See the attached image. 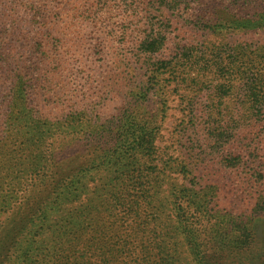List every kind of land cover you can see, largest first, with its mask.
Returning <instances> with one entry per match:
<instances>
[{"label":"rangeland","instance_id":"374dc122","mask_svg":"<svg viewBox=\"0 0 264 264\" xmlns=\"http://www.w3.org/2000/svg\"><path fill=\"white\" fill-rule=\"evenodd\" d=\"M172 1L0 0V40L9 59L5 63L11 70L18 71L23 67L29 72L27 78L32 83L25 91V99L28 100L25 114L23 107L22 113L17 112L15 98H10L9 108L0 110V222L23 207V195L28 193L29 182L23 184V161L29 152H34L30 145L35 139L29 134L32 119L40 115L54 121L62 115L73 116L80 110L97 114L95 119L104 120L110 115L127 118L126 115L131 113L157 121L155 154L148 158V167L141 169V174L149 173L145 185L149 193L156 182L161 198L174 183L191 187V182L198 181L202 186L213 184L210 186L214 187L216 200L225 210L238 213L249 209L255 188L250 189L251 183L247 182L249 179L254 183L255 173L243 165L237 166L240 164L236 163L237 154L246 158L248 152H253L249 159L251 162L247 163L264 173V111L257 113L256 109L249 107L240 80L233 82V90L219 92L218 82L224 81L228 75L222 77L212 68L198 72L197 66L190 63L187 66L186 62V66L181 62L170 73L168 67L159 68V60L175 50V43H198L201 47H195L197 52L193 51L194 54L203 51L209 55L214 51L213 54L227 60L245 53L241 57L244 67L241 69L246 71L244 76L256 78L264 71V27L217 28L213 31L205 28L204 23L216 20V17L223 20V11L241 5L245 12H252L247 10L250 8L246 7L247 3L264 4V0H176L180 3L176 8L172 7ZM29 3L50 10L46 13L48 17L25 24L32 17V12L28 11ZM18 22L23 23L21 29L16 26ZM150 28L160 33L159 37H164L163 44L155 52L143 53L137 43ZM251 50L258 51L261 57L255 58ZM157 68V84L153 87L148 84L147 102L144 101L142 108L135 109L133 102L139 97L134 93L138 91L139 83L146 82ZM192 77H196L197 84L196 80L189 83ZM9 86V82L3 83L0 98L1 95L8 97ZM10 115L27 122H23V126L20 123L18 127H11L3 122L4 117L8 119ZM256 119L260 125L252 129L250 123ZM234 130L244 134L232 136ZM236 139V145L249 144V151L245 147L232 148ZM98 140V135L88 138L91 149ZM60 144V139H56L48 149L57 152ZM179 162L188 169L183 176V168H177L180 167ZM103 174V170L94 174L95 181L89 178L85 186L87 190L81 197L94 199L97 194H100L98 199L109 197L101 191L102 188L100 191L97 189L101 187ZM127 183V177L121 176L110 185L114 186V192L127 194ZM192 186L195 187L194 184ZM130 193L135 195L132 190ZM96 206L103 209L100 203ZM114 212L117 217L123 216L120 209ZM140 212L143 214L142 209ZM55 217L53 213L51 219ZM131 218H134L132 212L126 217V234L140 228L138 225L132 228ZM145 232L147 229L132 233L128 238V244L135 252L139 251V240L146 236L140 235ZM89 233L91 238L88 240L85 236L73 241V237L67 236L64 244L58 245L56 240L57 245L54 246L45 238L47 233L42 232L38 239L45 238L42 243L47 248L44 254L48 251V255H32L37 261L35 264H61L59 248L73 245L74 249H81L89 243L95 249L88 252L87 259L97 264L98 245L118 248L122 243L114 242L115 238L109 236L101 237L93 227ZM20 238L18 236L16 240ZM12 240L14 243L15 239ZM181 250L183 257L188 256L185 246H181Z\"/></svg>","mask_w":264,"mask_h":264},{"label":"trees","instance_id":"16d2710c","mask_svg":"<svg viewBox=\"0 0 264 264\" xmlns=\"http://www.w3.org/2000/svg\"><path fill=\"white\" fill-rule=\"evenodd\" d=\"M172 2V7L175 8L180 4L176 3V0ZM249 4L246 5L250 7L247 10L252 12L241 9L243 5L233 7L234 9L223 11V20L216 17V20L204 23V27L213 31L217 28L264 27V4ZM184 6L186 7L187 3ZM28 11L32 12V17L25 24L36 23L37 19L43 21L48 17L46 13L50 12L31 3L28 5ZM22 24L18 22L16 26L21 29ZM3 32L5 30L1 33ZM159 35L160 33L150 28L138 41L137 47L143 53L159 50L164 40V37ZM2 43L0 40V93L3 92L1 87L4 82H9L10 88L8 97L1 95L0 110L9 108L10 98H15L18 103L15 104L17 112L22 113L24 110L25 114L28 106L25 91L26 87L32 86L27 78L29 72L23 67L18 68V71L7 67L5 62L9 59ZM175 47L171 54L161 57L163 59L159 60V68L168 67L171 69L170 73H173L174 67L181 62L185 66L186 63L187 66L189 63L191 66H197L198 72L212 68L213 72L221 74L222 77L228 75L224 81L218 82L219 92L227 93L233 90V82L240 80L249 107L256 109L257 113L264 111V71L258 73L256 78L248 79L247 75L244 76L246 71L241 69H244L241 57L245 53L225 60L213 54L212 50L213 53L209 55L203 51L192 53L196 51L195 47H201L198 43H175ZM250 53L255 58L261 57L256 50H251ZM157 70L158 68L149 75L146 82L139 83L138 91L134 93L139 97L133 102L135 109L142 108L148 98V84L152 87L157 84ZM195 80L196 77H192L189 83ZM197 83L196 80L195 84ZM95 116L98 117L97 114L80 110L73 116L62 115L60 118H54V121H48L40 115L32 119L29 134L35 139L32 140L33 145H30L34 152H29L23 161V184L29 182V189L28 193L23 195V207H19L12 216L0 222V264H35L37 261L32 255H48V251L44 254L47 248L42 243L45 238L53 242L54 246L57 245L56 240L58 245L64 244L63 240L67 236L73 237V241L85 236L88 240L91 238L89 229L92 227L101 237L109 236L108 238H115L116 243L122 242L118 248L114 245H111V248L98 245L97 264H264V173L258 167L247 163L253 152H248L246 158L238 153L236 162L240 163L237 166L243 165L255 173L254 183L249 179L247 182L251 183L250 189L254 187L255 190L246 211L233 213L225 210L216 200L214 187L210 186L213 184L202 186L198 181L191 182L195 187H182L181 183H174L168 193L160 198L159 184L156 182L153 191L149 193L145 186L149 173L141 174V169L148 167V158L155 154L154 141L159 126L157 121L131 113L126 115L127 118L122 115H110L104 120L95 119ZM5 121L11 127H18L20 123L23 126V122H27L12 115L8 119L4 117L3 122ZM258 124L260 125V122L257 120L250 123V126L253 129ZM242 134V131L234 130L232 136ZM91 135H98L99 138L93 149L88 144ZM56 139H60L62 144L57 152L50 151L48 147H51ZM236 142L238 139L232 143V148L245 147L249 151V144L236 145ZM138 161L140 164L137 165ZM179 166V170L183 168V176L188 169L182 162H179ZM101 170L104 171L102 184L97 189L100 191L102 188L101 191L109 197L98 199L100 194L94 199L81 197L87 190L85 186L89 178L95 181L93 175ZM121 176L127 177V194L114 192V186L110 185ZM95 190L94 185L93 191ZM131 190L135 195L131 196ZM99 203L103 209L96 206ZM67 204L69 205L65 206ZM115 209H120L123 216L117 217ZM166 211L168 213H165ZM105 212L108 214L104 215ZM131 212L134 215V218H131L132 228L137 225L140 228L126 234V217ZM53 213L56 217L51 219ZM139 216L142 218L139 219ZM106 217L109 220L105 219ZM144 229H147V233L140 237L146 236L141 237L139 251L135 252L130 248L128 238L132 233L144 232ZM42 232H46L47 237L38 239ZM18 236L21 238L16 240ZM8 239L11 240L7 242ZM12 239H15L14 243ZM181 246H185L188 256H182ZM94 249V245L90 243L83 245L81 249H74L73 245L59 248L60 263L93 264L87 259V254Z\"/></svg>","mask_w":264,"mask_h":264}]
</instances>
